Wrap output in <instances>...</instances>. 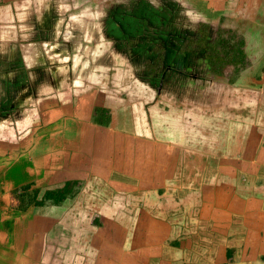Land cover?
I'll use <instances>...</instances> for the list:
<instances>
[{"label":"crops","instance_id":"obj_1","mask_svg":"<svg viewBox=\"0 0 264 264\" xmlns=\"http://www.w3.org/2000/svg\"><path fill=\"white\" fill-rule=\"evenodd\" d=\"M89 1L0 0V127L18 120L22 134L17 135L23 137L10 141L0 135V264H264V253L261 261L255 252L248 254L249 248L264 243V125L255 123L264 119V86L251 84L246 87L252 90L249 94L234 93L236 99L257 102L260 98L259 112L243 118V126L222 118L216 126L197 111L193 116L179 111L178 116L184 117L173 128L182 127L172 132L144 116L120 115L110 107L105 90L98 99L93 95L88 104L86 97L97 90L93 74L101 68L109 72L107 58L115 56L112 44L94 40L90 45L74 22ZM237 1L241 0L181 3L197 4L194 14L206 17V23L216 28L235 20L236 9L243 11ZM167 5H160L166 13ZM252 7L251 24L256 30L233 24L245 38L249 59L256 61L264 55L259 50L264 49V0H252ZM178 11V25L192 24L181 18L188 9ZM183 33L188 39L189 30ZM178 34L172 40L184 38ZM143 36L142 48L153 47ZM99 46L111 54L104 57ZM192 52L202 55V49L192 48L185 54L179 50L177 56L189 57ZM58 69L57 77L64 79L66 87L58 92L45 90L43 86L51 83ZM208 77L212 84L217 82L216 77ZM205 121L215 128L204 140L205 133L198 126ZM188 123L198 130L194 134L200 145L187 132ZM246 137L251 140L249 148L243 146ZM76 155L82 156L85 165L71 167L70 158ZM157 162L161 165L156 171ZM69 168L73 177L67 175ZM64 190L70 195L60 204ZM34 191L38 204L29 202ZM155 191L163 193L160 200L153 196L152 208L137 195ZM48 193L56 198L53 203L46 199ZM217 195L227 197L225 204L215 203ZM128 196H133L129 198L133 213L120 212L114 223L112 210L125 207L112 202ZM240 196L250 199L246 211L245 202L234 207V198ZM76 209H89L88 215L94 210L91 224L103 227L95 228L97 234L86 242L71 230L75 233L90 222L80 218L75 225L71 215ZM57 226L63 228L60 235ZM173 227L185 236L173 239ZM68 233V242L73 244L69 251L61 244L67 242L63 238ZM212 237L215 242H210ZM149 238L151 243H146Z\"/></svg>","mask_w":264,"mask_h":264},{"label":"rangeland","instance_id":"obj_2","mask_svg":"<svg viewBox=\"0 0 264 264\" xmlns=\"http://www.w3.org/2000/svg\"><path fill=\"white\" fill-rule=\"evenodd\" d=\"M147 1L148 0H90L88 2L89 7L87 8V10L84 11L82 17L74 19L75 24H78L80 26L79 28L82 29L80 32H83L88 38L87 41L90 45L93 44L94 40H98L101 42V44H112V47L115 49V56H109L107 58V61L110 63L108 65L110 67V71L108 72L106 69L101 68L96 73V75L93 74V78H95L96 80L95 86H97V90L94 89V94H91L88 99L86 97L87 93L84 91L86 93L85 97L88 104H92L90 100H94L93 95H97L98 99L100 98L98 94L103 93L105 90L108 94L107 101L109 104H111L110 107H113L115 110H117L120 115L123 112L126 114H129V112H131L134 113V115L136 114L142 117L144 116L148 118V120H150L151 124H154L156 126L160 125L172 132H176L177 129H180L182 127L178 126L176 129L173 128L174 125H177L178 123L182 122V119L184 117L182 116L181 119V116H178L179 111L181 112V115H183L184 113L188 116H193V112L195 113V111H197L200 113V118H207L208 121L209 119L214 120L213 124L216 122L214 124L216 126H218V122L216 120L221 118L222 120L226 121L230 120L232 121V123L242 122L243 126L245 124L243 118H246L248 115H251L253 111L259 112V109L257 110L256 108L258 106L257 102L251 103L252 100H246L243 97H241V99H236L234 93L238 95V90H240V92L242 91V93H248L249 91H252L251 89L246 88L247 85L251 84L253 85V87L257 86L258 88H262L264 86V55H262L256 61H253L251 58L249 59L248 52L245 46L244 52L246 53V56H244V54L243 57L246 58H241L242 61L239 59L240 62L237 59L235 61L233 60L234 63L230 62V66L228 67H218L217 64H214L213 62L218 61L219 54L218 48L216 46H220L219 42H213L214 44L209 43L211 42L210 40L212 38L205 41L201 32H196L198 30H203L206 33L207 29H209V31L214 34L216 38V35L219 34V32L225 31L224 29L234 30L233 22L239 24V27L241 29H255V25L251 24V22L253 21V14L255 10V8H251L252 0L237 1L238 5L243 6V11L241 13L237 12V9L235 10L236 15L234 19L237 21L228 19V22H225L224 24L226 27L222 25L217 26L219 29L217 27L216 29L218 30H215V28L211 27L210 24L206 23V17H201L197 14H194L193 10H197V4H189L187 2L182 4L181 0H166L168 4V12H165L161 18L162 23L164 25L163 27L165 29L169 27L170 33H162L158 35L155 32L156 30L153 29L147 32L144 31L142 33L144 35V39L150 43H153V47L151 46L148 48H142V45H140L142 39V34L140 35V30L143 26H149L152 23L149 21L150 9L147 7L149 6ZM129 2L139 3L137 8H132L129 7L128 4L125 5V3ZM182 8L183 10H189V12H185L182 15L181 18H183V21L187 19L193 22L190 25L186 24L181 27L176 23L175 15L176 11L179 10L178 12H180ZM243 13L245 14V16L243 18H239ZM208 17H210V13H208ZM206 24L209 27L206 26ZM172 25L177 28L175 34L172 31ZM154 28L160 30L162 27H159L158 24H156ZM191 28H194L195 30V32L193 31V33H195V37L193 35L194 39H192L190 43L188 41L187 43L183 44L184 40H177L178 42L176 40H172V37L174 35H180L178 33L185 34L183 32L190 30ZM154 44L157 46V48H154ZM171 44L173 45V48L171 47ZM99 48L101 49V51L104 52V57L107 56V53L111 54V51H105L104 46H99ZM192 48L202 49V55L197 56L195 53L192 52L189 54V57L185 56L182 58L177 56L179 49L180 51L185 49L186 51L189 50L191 52ZM259 50L264 53L263 48H260ZM260 51L259 54L261 53ZM208 58L212 59L211 61L209 60L212 67H214L213 69L211 68V70H208V65L204 67L205 60H207ZM229 59L231 61L230 55H223L220 61L222 62V64H226L228 62L227 60ZM198 61H201L203 65L200 66L198 64ZM244 61L248 62L246 63V66L244 65L246 69H244L241 64V62L244 63ZM232 64L235 65V67H238L240 72L231 71L226 76V71H229V69L234 70ZM216 67H218L219 69ZM217 69L219 71H217L219 74L215 79L217 80V82L213 84L211 83L210 85L211 80L208 79V71L211 72V75H215L217 73H215ZM247 70H249V73H252L251 76L249 73L246 72ZM252 70L254 72H252ZM244 73H247L248 75V77L245 76L246 79L242 78V75ZM88 75L89 74H87V77ZM227 80H229L230 83H226ZM194 107L198 109H195ZM263 113L264 107L262 110V114ZM255 123L257 126L263 127L264 119H255ZM203 124L204 125H199L198 127L201 128V131H203V133H205V140L210 137L209 132L211 128H215V126H209V123L207 121H205ZM186 126L190 127V129H187V132L192 134V141L195 143L200 142V140L196 138L197 134H194V132L197 133L198 130L195 129V127H193L190 123H188ZM189 130L191 132H189ZM249 138L246 137V139H244V148H249L252 145L251 140ZM200 144L201 143H198L197 145ZM144 156V152L141 153V158H143ZM70 159L73 160L70 161V165L73 168H75L76 166L85 165V163L83 164L84 160L82 156L76 155L72 156ZM160 165L161 163L157 162L156 165L153 167V170H160ZM71 172L72 170L71 168H69L67 174L69 177H73V174ZM162 193L163 192L155 191L152 192V194H150L149 192H143L137 195L142 196V201L144 199V203H146L147 206L152 208L153 201L151 199H153V196H157L160 200ZM63 194L66 195V199L67 196L70 195L69 193H65L64 190L62 195L59 196L61 200L63 198ZM130 197L132 198L133 196L126 197L125 204L120 206H124L125 209L116 208L115 210H112L111 218L114 219V223L115 221L118 222V215L120 212L130 211L131 213H133L134 206L129 203ZM226 199L227 197H225L224 195L221 197L217 195L215 198V203L217 201V203L219 204L217 205L221 206L223 205ZM242 199L243 198L241 196L239 198L236 197V199L234 198V207L238 208L239 206H242L244 202L247 204V202L244 201L247 198L243 200ZM64 201L65 200L63 199V202ZM142 201L140 202V204L143 203ZM66 203H69V200H67L65 204ZM76 210L77 212L71 215V220L75 225L78 220H80V218L82 220L90 222L88 224V227H83L82 230L79 228V230H76L75 233L73 231V228H71V230L73 234L78 237V240H84L86 242L87 237L93 238L97 234L95 228L102 230L103 227L102 225L96 227L95 225L91 224L93 217H95L93 215L94 210L89 215V209H86L87 211L85 210L84 212L79 209ZM236 221H239V219L237 218ZM153 224L156 229L161 228V225H157V223ZM62 229L63 228L57 226L56 230L58 235H60L59 232L62 231ZM64 230L65 232L67 231V229ZM174 230H176V227L175 229L173 227L172 231ZM51 233L53 234L54 232ZM156 233L157 235H160L159 232ZM173 234V239H178L185 236L184 234L181 235L179 233H175V231ZM64 237L65 238H63V240H67V242L63 241L64 243L62 242L61 244L64 245V248L67 247V251H69L70 248L73 247L72 242H68V238L70 237L69 233L64 235ZM151 241L152 239L149 238L147 239L146 243H151ZM211 241L215 242L213 237L211 238L210 242ZM201 244L204 245L205 241H202ZM243 244L246 245V242H244ZM249 245H253V243L249 241ZM74 249H76L75 246ZM240 249L243 250V248ZM256 249L258 250L256 251ZM252 252H255L256 255H259L258 259L261 261V254L264 253V243L258 248H256L254 245L253 250L249 248L248 254L252 255ZM189 263L195 264L193 263V261Z\"/></svg>","mask_w":264,"mask_h":264},{"label":"trees","instance_id":"obj_3","mask_svg":"<svg viewBox=\"0 0 264 264\" xmlns=\"http://www.w3.org/2000/svg\"><path fill=\"white\" fill-rule=\"evenodd\" d=\"M142 1H146V0H142ZM165 2H166V0H148L147 1V3L149 4V6H147V7L150 9V15H149L150 16V20L149 21L152 22V23L149 26H147V25L143 26L144 28L143 27L141 28V32H144V31L147 32L149 30L154 29V30H156L155 31L156 34H162V33L169 34L170 33V28L169 27L167 29H165L163 27L164 25L162 23V18H161L165 12H164V10L162 11V7L160 5H162V3H165ZM138 3L139 2H129V3H125V5L128 4L129 7H132V8L135 7V8H137ZM156 24H158V26L159 27H162V28L160 30L157 29V28H154L156 26ZM206 26H208V25L206 24ZM172 28H173L172 31L173 30H177V28L175 26H173ZM218 29L215 28V30H218ZM193 30H194L193 28H191L189 30L190 33H189V36H188V40H187V34L186 33L184 34V38L181 39V40H183V39L184 40L185 39L187 40V41L185 40L184 44L187 43L188 41L190 43L192 41V39H194L193 38V35L195 33H193ZM224 30L225 31H222L223 33L222 32H219V34L216 35V38H215L214 34H212L209 31V29H207L206 33L203 30L202 31L201 30L200 31L199 30L196 31L197 33L198 32H201V34L203 35V39H205V41L206 40H209L210 38H212L210 40L211 42H209V43L219 42V45L220 46L219 47L216 46L218 48V54H219L218 61H214L213 63L214 64H217L218 67L221 66V68L222 67H225V66H227V67L230 66L229 63L230 62L234 63V61L236 59L238 61H239V59L242 61L241 58H246V57H243L244 54H245L244 56H246V53L244 52L245 51L244 47H245V44H246L244 36H242L241 34L238 33V29L237 30L236 29H234V30H232V29H224ZM181 35H182V33H181ZM194 37H195V35H194ZM228 37H229V40H228ZM238 42H240V43H238ZM228 43H229V46H228ZM238 47H240V48H238ZM182 52L185 54L186 53V50L183 49ZM223 55H230L231 56V61L229 59V60H227L228 62L226 64H224V63L222 64V62L220 60H221V57ZM209 60L211 61L212 59H209L208 58L207 60H205V63H206V65H208L207 67L209 68V70H211V68L213 69L214 67H212V65H211V63H210ZM247 61H248V58H247ZM246 63H248V62H246V61H244V63L241 62V64H242V66H243L244 69H246L245 68ZM232 66L234 68V70H232V72H240V70L238 69V67H235V65H233V64H232ZM218 67H216V68H218ZM218 69L215 71V73L218 71ZM218 72L214 75V77H217L218 76V74H219ZM261 181H263V180H261ZM36 195H37L36 194V191H34V193L30 194V196H29V198H30L29 202L30 203H34V204L36 203V204H38V202L34 200ZM46 196H47L46 199L49 200V202H52V203H53V201H51V200L56 199L55 197H53V194H51V193L47 194ZM63 199L66 200V197L64 195H63L62 200L59 202L60 204H61V202H63Z\"/></svg>","mask_w":264,"mask_h":264},{"label":"flooded vegetation","instance_id":"obj_4","mask_svg":"<svg viewBox=\"0 0 264 264\" xmlns=\"http://www.w3.org/2000/svg\"><path fill=\"white\" fill-rule=\"evenodd\" d=\"M62 68V67H61ZM208 68V67H207ZM208 70H209V68H208ZM58 72H59V69L58 70H56L55 71V77L53 78V79H51L50 80V82L51 83H47L45 86H43V88L45 89V90H53V91H55V92H58V91H60V90H62V89H64L65 87H66V82L64 81V79H62V77H60V78H58L57 76H58ZM50 73H51V70H50ZM211 75V72L210 71H208V76H210ZM212 76V75H211ZM213 77H214V75H213ZM71 81H72V79H71ZM67 83H69V84H72V82H67ZM210 83H212V80H211V82ZM227 83V82H226ZM42 88V87H41ZM248 98H250V99H255L256 97L255 96H250L249 97V95H246ZM239 99V98H238ZM244 99H246L247 100V98L246 97H244ZM260 100V98L257 100V102ZM254 102H256V100L255 101H253L252 100V102L251 103H254ZM53 104H55V103H53ZM16 119V118H15ZM17 121L18 120H14V122L11 124V125H8V126H1L0 127V135H1V138H8L10 141H14V139H18V137H20V138H23L22 137V135L20 136V135H17V134H20L21 132H19L18 131V128H19V126H20V124H17ZM15 124H17V125H15ZM3 128V129H2ZM22 134V133H21ZM25 137V136H24ZM27 137H29V134L27 133V136L25 137V138H27ZM18 141V140H17ZM92 187V186H91ZM125 202V200H117V201H113L112 202V205L114 206L116 203H119L120 205H122L123 204V202ZM248 201H250V199H247V204L245 203V205H244V210L243 211H246V209H249V204H248ZM263 202V201H262ZM130 203V202H129ZM118 205V204H117Z\"/></svg>","mask_w":264,"mask_h":264}]
</instances>
